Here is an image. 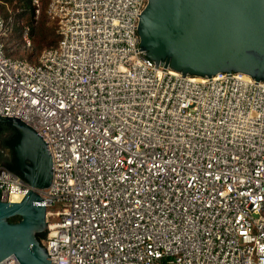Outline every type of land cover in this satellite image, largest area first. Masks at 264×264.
<instances>
[{"label":"built area","instance_id":"obj_1","mask_svg":"<svg viewBox=\"0 0 264 264\" xmlns=\"http://www.w3.org/2000/svg\"><path fill=\"white\" fill-rule=\"evenodd\" d=\"M147 3L48 0L60 40L37 63L6 55L0 14V116L53 159L41 244L50 264H264V81L157 64L140 45ZM29 188L0 165V201Z\"/></svg>","mask_w":264,"mask_h":264},{"label":"water","instance_id":"obj_2","mask_svg":"<svg viewBox=\"0 0 264 264\" xmlns=\"http://www.w3.org/2000/svg\"><path fill=\"white\" fill-rule=\"evenodd\" d=\"M138 31L149 58L184 75L238 72L264 81V0H148ZM0 122L16 131V169L30 186L20 202L0 201V261L15 255L21 264H50L38 234L48 228L39 191L52 184V155L20 118ZM14 216L21 219L9 221Z\"/></svg>","mask_w":264,"mask_h":264},{"label":"trees","instance_id":"obj_3","mask_svg":"<svg viewBox=\"0 0 264 264\" xmlns=\"http://www.w3.org/2000/svg\"><path fill=\"white\" fill-rule=\"evenodd\" d=\"M48 0L42 3L41 11L36 14L35 7L31 0H0V14L7 20L12 18V25L8 35L3 38L5 44V53L12 58L26 59L31 63H37L41 53L48 48L58 45L60 34L58 32L57 24L52 21L46 12ZM30 28V35L32 38V47L27 48L23 40V32L25 27ZM22 50L28 54V57L17 56ZM38 50V53L35 51ZM37 53V54H36ZM36 54V57L31 59ZM8 132L11 135L5 139L8 145L16 138V131L12 126L0 122V134ZM0 165H5L9 169L21 173L16 169L15 162H10L2 158L0 154ZM21 218L14 216L9 219L11 222H17ZM45 233L38 234L41 239Z\"/></svg>","mask_w":264,"mask_h":264},{"label":"flooded vegetation","instance_id":"obj_4","mask_svg":"<svg viewBox=\"0 0 264 264\" xmlns=\"http://www.w3.org/2000/svg\"><path fill=\"white\" fill-rule=\"evenodd\" d=\"M11 135V133L4 132L0 134V154L2 155V158L5 160H9L10 162H15V152L12 147V145H8L6 143L5 139L8 138ZM13 141V140H12ZM11 141V142H12Z\"/></svg>","mask_w":264,"mask_h":264},{"label":"rangeland","instance_id":"obj_5","mask_svg":"<svg viewBox=\"0 0 264 264\" xmlns=\"http://www.w3.org/2000/svg\"><path fill=\"white\" fill-rule=\"evenodd\" d=\"M37 53H38V50H35ZM36 53V54H37ZM36 54L31 58V59H33L34 60V58L36 57ZM17 56H20V57H28V54H26L23 50H22V52L21 53H19ZM59 209H61V205L60 204H56V205H54V206H52V207H49L48 208V211H51V212H57ZM59 218L55 215V214H53V216H49L48 217V220L49 221H57Z\"/></svg>","mask_w":264,"mask_h":264},{"label":"bare ground","instance_id":"obj_6","mask_svg":"<svg viewBox=\"0 0 264 264\" xmlns=\"http://www.w3.org/2000/svg\"><path fill=\"white\" fill-rule=\"evenodd\" d=\"M246 77H248V76L246 75Z\"/></svg>","mask_w":264,"mask_h":264}]
</instances>
